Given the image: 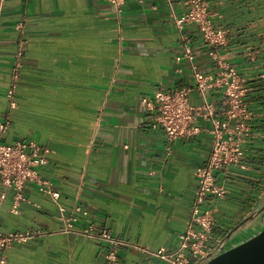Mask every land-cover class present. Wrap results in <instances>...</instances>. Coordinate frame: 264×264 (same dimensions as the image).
<instances>
[{
	"label": "crops",
	"instance_id": "obj_1",
	"mask_svg": "<svg viewBox=\"0 0 264 264\" xmlns=\"http://www.w3.org/2000/svg\"><path fill=\"white\" fill-rule=\"evenodd\" d=\"M213 25L228 31L212 48L197 26L184 33L199 70L212 85L208 97L225 120L223 73L234 66L250 85L247 98L264 118L257 99L264 84V0H205ZM188 0H4L0 16V119L10 126L6 143L34 140L47 150L39 171L60 191L69 210L80 205L74 231H62L52 198L34 183L23 188L19 212L11 211L14 190L0 192V231L37 230L24 244L7 249V264H110L108 242L82 235L95 223L119 241L124 264H160L156 251L176 245L191 216L196 170L209 157L210 120L198 117L189 136L168 141L155 126L154 93L162 87L190 88L201 98L187 60L176 61L181 31L175 16ZM19 25V26H18ZM22 52L16 106L6 96ZM216 50L219 64L210 52ZM241 164L220 169L229 195L216 202L211 246L247 217L264 194V132L253 129Z\"/></svg>",
	"mask_w": 264,
	"mask_h": 264
},
{
	"label": "built area",
	"instance_id": "obj_2",
	"mask_svg": "<svg viewBox=\"0 0 264 264\" xmlns=\"http://www.w3.org/2000/svg\"><path fill=\"white\" fill-rule=\"evenodd\" d=\"M110 3L121 7L127 0H108ZM142 2L143 0H135ZM170 1V0H168ZM4 0H0V16ZM188 9L181 15L175 16V22L181 31L182 47L175 58L176 61L187 60L194 78V88L201 98V103L194 105L190 101V88L179 87L172 89L158 88L154 93V106L150 107V100L146 97L141 103L155 109V126L160 127L168 141L178 137L189 136L197 127L193 122L200 116L210 120V132L213 136V145L209 157L204 165L196 170V186L193 192L192 211L185 229L179 233L177 243L171 248L162 247L155 255L160 264H197L212 251L218 242L211 246V232L215 221L214 210L216 202L229 195L227 184L218 177L220 169L232 164H241L246 153V145L252 137L251 121L255 113L251 108L247 95L250 85L238 69L228 66L223 73V86L226 95L227 109L224 111L225 120L217 117V109L208 97V89L212 83L199 70L196 55L189 43L188 37L182 33L186 23L198 27L206 45L212 48L222 46L227 41L228 31L213 25L211 11L205 0H188ZM19 26V25H18ZM210 55L223 65L218 52L212 50ZM22 52H17V63L13 72L10 86L6 96L11 108L16 106V86L19 77L18 68ZM264 78V75H261ZM10 126V119H0V192L2 189L14 190L11 211L19 212L20 204L26 200L23 188L27 183H34L38 190L49 195L55 202L58 217L63 227L62 231H74L79 214L87 212L76 205L68 209L60 202V191L53 187V183L40 174V167L48 161L47 150L36 141H16L6 143L1 140L3 134ZM79 232L90 238H97L108 242L105 254L110 264H124L118 255L119 241L107 229L99 228L95 223L84 225ZM40 231L15 230L0 231V264H7L8 248L14 244H24L35 238Z\"/></svg>",
	"mask_w": 264,
	"mask_h": 264
},
{
	"label": "water",
	"instance_id": "obj_3",
	"mask_svg": "<svg viewBox=\"0 0 264 264\" xmlns=\"http://www.w3.org/2000/svg\"><path fill=\"white\" fill-rule=\"evenodd\" d=\"M264 194L197 264H264Z\"/></svg>",
	"mask_w": 264,
	"mask_h": 264
},
{
	"label": "trees",
	"instance_id": "obj_4",
	"mask_svg": "<svg viewBox=\"0 0 264 264\" xmlns=\"http://www.w3.org/2000/svg\"><path fill=\"white\" fill-rule=\"evenodd\" d=\"M257 99L259 100L260 104L264 106V84L260 87V92L257 95ZM252 128L258 129L259 131L264 132V118L261 120L260 123L258 124H253L252 123Z\"/></svg>",
	"mask_w": 264,
	"mask_h": 264
},
{
	"label": "rangeland",
	"instance_id": "obj_5",
	"mask_svg": "<svg viewBox=\"0 0 264 264\" xmlns=\"http://www.w3.org/2000/svg\"><path fill=\"white\" fill-rule=\"evenodd\" d=\"M251 139H253V128H252V137H251Z\"/></svg>",
	"mask_w": 264,
	"mask_h": 264
},
{
	"label": "flooded vegetation",
	"instance_id": "obj_6",
	"mask_svg": "<svg viewBox=\"0 0 264 264\" xmlns=\"http://www.w3.org/2000/svg\"><path fill=\"white\" fill-rule=\"evenodd\" d=\"M262 205L264 206V201H263V204Z\"/></svg>",
	"mask_w": 264,
	"mask_h": 264
}]
</instances>
